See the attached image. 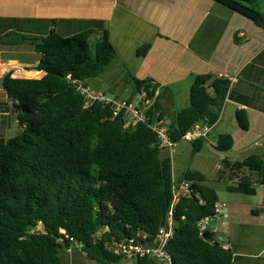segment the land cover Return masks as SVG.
Instances as JSON below:
<instances>
[{"label": "trees", "instance_id": "16d2710c", "mask_svg": "<svg viewBox=\"0 0 264 264\" xmlns=\"http://www.w3.org/2000/svg\"><path fill=\"white\" fill-rule=\"evenodd\" d=\"M264 29V0H211ZM94 32L62 37L15 35L14 44L28 43L42 58L28 70L41 71L39 80L13 78L8 71L3 87L17 109L18 133L0 137V264H63L64 254L81 245L88 261L121 264L126 257L118 246L146 237L152 242L165 225L173 202L175 179L170 157H162L155 123L164 120L159 96L146 113L147 123L124 128L122 117L97 104L85 108V99L71 80L88 87L117 58L109 32L103 30L90 52ZM7 36L0 37L4 42ZM150 45L139 50L145 55ZM132 102L144 90H159L150 79L129 76ZM231 87L226 77L200 75L190 88V105L180 110L168 127L172 142L198 124L216 125ZM118 98V97H116ZM121 99V98H120ZM235 119L242 131L250 128L245 110ZM205 140L192 142L200 152ZM231 134L218 137L215 148L233 149ZM237 185L228 190L254 195L255 184L264 187V157L223 161ZM245 172L256 174L258 182ZM191 194L174 208V236L167 246L172 264H233L234 254L200 223L215 216L220 202L206 177L188 171ZM64 231V233L62 232ZM135 264H160L144 258Z\"/></svg>", "mask_w": 264, "mask_h": 264}, {"label": "crops", "instance_id": "0c3cea01", "mask_svg": "<svg viewBox=\"0 0 264 264\" xmlns=\"http://www.w3.org/2000/svg\"><path fill=\"white\" fill-rule=\"evenodd\" d=\"M88 30L94 32L90 41L101 39L107 30L117 52L103 83L119 87L123 76L153 80L167 129L176 114L189 107L196 76L229 78L222 117L210 137L216 141L222 134L233 136L229 153L237 160L226 159L231 163L264 157V29L211 0H0V37L12 35L0 42V137L19 129L17 109L3 87L5 74L12 71L13 78L34 80L45 75L28 70L42 56L31 44H14L13 34L42 38L55 31L71 37ZM148 44L149 51L140 55ZM101 85L93 91L101 92ZM237 110L247 112L248 131L238 127ZM220 126L234 129L216 135ZM245 176L257 178L249 172ZM253 187L254 195L227 189V200L219 202L221 212L207 227L223 248L233 251V264H264V187ZM63 264L97 263L73 248L64 254Z\"/></svg>", "mask_w": 264, "mask_h": 264}, {"label": "built area", "instance_id": "2783aa9c", "mask_svg": "<svg viewBox=\"0 0 264 264\" xmlns=\"http://www.w3.org/2000/svg\"><path fill=\"white\" fill-rule=\"evenodd\" d=\"M222 77V76H220ZM71 84L85 99V108H90L94 105H101L110 109L113 119L122 117L124 121V128L136 125L138 123H147L148 118L146 113L155 104L158 99L159 92L156 91L152 96L149 91H142L132 102L128 99H120L116 97H109L102 92H94L91 88L85 87L82 83L71 80ZM153 130L158 135L159 146L162 150H169L171 154L174 153L178 143L172 142L169 137L168 129L164 126L163 121L155 123ZM214 131V125L198 124L188 131L182 138V141L192 143L197 140H207ZM214 145H217V140ZM173 187V202L168 213L165 225L159 230L152 242L147 241L145 237L142 242L137 243L135 240H130L127 243L118 246V252L124 255L127 259L136 260L149 258L155 260L160 264H172L171 256L167 251V246L174 236L175 219L174 208L181 197L189 196L191 194L190 183L186 180L176 183ZM221 208L219 204L215 210V216L210 219H205L200 223V233L207 230L210 221L214 220ZM64 233V231H62Z\"/></svg>", "mask_w": 264, "mask_h": 264}, {"label": "rangeland", "instance_id": "374dc122", "mask_svg": "<svg viewBox=\"0 0 264 264\" xmlns=\"http://www.w3.org/2000/svg\"><path fill=\"white\" fill-rule=\"evenodd\" d=\"M99 37L93 38L90 41V52L94 55V48L96 43L99 41ZM112 66V65H110ZM108 67L105 72L100 76L99 79H92L88 82V87L92 90L95 89V85L97 83H102L100 90L102 93L107 94L109 97H118L121 99H129L132 95V85L130 79L128 77L122 78V81L119 87L109 86L107 83H103V79L106 75L109 74L111 67ZM99 80V82H98ZM114 92L110 94L112 91ZM111 91V92H110ZM95 92V91H94ZM179 107H182L183 104L179 103ZM224 126H220L217 128L216 135L227 133L232 131L234 128H229L227 130L224 129ZM19 130V129H18ZM14 130H12L13 132ZM18 133L16 130L9 135H3L11 138ZM215 138L210 137L208 138L200 150V152H195L192 143L181 141L178 146L175 148L174 153L171 154L169 150H162L161 156L162 157H170L173 166V175L175 180H179L182 178L188 171H197L202 173L206 179V185L211 188H214L218 195L220 202L227 200L228 195V187L236 186L237 183L230 181L233 180L234 176L231 175L230 172L224 168L223 161L226 159H236L234 154H230L229 152H221L215 148ZM230 179V180H229ZM254 202L258 201V197L249 196ZM126 262H131L134 264V261H123L121 264Z\"/></svg>", "mask_w": 264, "mask_h": 264}, {"label": "water", "instance_id": "95a60500", "mask_svg": "<svg viewBox=\"0 0 264 264\" xmlns=\"http://www.w3.org/2000/svg\"><path fill=\"white\" fill-rule=\"evenodd\" d=\"M76 247H77V248H80V247H81V245H80V244H78Z\"/></svg>", "mask_w": 264, "mask_h": 264}]
</instances>
